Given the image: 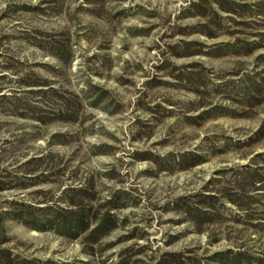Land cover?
I'll return each mask as SVG.
<instances>
[{
	"label": "rangeland",
	"instance_id": "1",
	"mask_svg": "<svg viewBox=\"0 0 264 264\" xmlns=\"http://www.w3.org/2000/svg\"><path fill=\"white\" fill-rule=\"evenodd\" d=\"M0 264H264V0H0Z\"/></svg>",
	"mask_w": 264,
	"mask_h": 264
},
{
	"label": "trees",
	"instance_id": "2",
	"mask_svg": "<svg viewBox=\"0 0 264 264\" xmlns=\"http://www.w3.org/2000/svg\"><path fill=\"white\" fill-rule=\"evenodd\" d=\"M102 228H103V226L99 224V225L97 226V228L95 229V231L93 232V234L98 233L99 231L102 230ZM104 228H106V227H104ZM107 228H108V227H107ZM72 230H73V229H72ZM75 230H77V229H75Z\"/></svg>",
	"mask_w": 264,
	"mask_h": 264
}]
</instances>
